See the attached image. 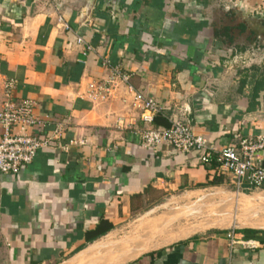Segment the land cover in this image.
I'll use <instances>...</instances> for the list:
<instances>
[{
  "label": "crops",
  "instance_id": "0c3cea01",
  "mask_svg": "<svg viewBox=\"0 0 264 264\" xmlns=\"http://www.w3.org/2000/svg\"><path fill=\"white\" fill-rule=\"evenodd\" d=\"M240 2L225 13L221 0H0V110L14 80L12 100L35 101L47 135L63 128L18 174H0V264H91L132 221L157 220L154 210L207 189L215 174L197 152L146 149L136 131L179 122L216 150L264 135V0ZM221 29L230 40L214 36ZM104 59L158 103L151 126L123 85L102 104L86 97L108 76ZM263 229L235 230L257 242L252 250L209 229L158 246L152 238L120 264H264Z\"/></svg>",
  "mask_w": 264,
  "mask_h": 264
},
{
  "label": "built area",
  "instance_id": "2783aa9c",
  "mask_svg": "<svg viewBox=\"0 0 264 264\" xmlns=\"http://www.w3.org/2000/svg\"><path fill=\"white\" fill-rule=\"evenodd\" d=\"M241 0H221V9L225 13L240 8ZM77 44H83L81 37ZM90 50L89 47H87ZM103 65L108 67V76L103 81L92 82L87 86L86 97L97 104L109 101L119 85L126 88L131 96V106L139 112L142 124L151 126L155 115L159 112L158 103L143 92L137 91L129 83V75L120 65H109L104 59ZM16 82L9 80L5 84V97L0 110V174L16 175L25 166L32 163L38 151L48 149L54 140L61 137L62 125L56 124L50 135H47L46 121L35 115L36 102L23 99L12 100L11 92ZM138 143L146 149L170 147L179 154L195 151L199 154L201 165L211 162L216 165L212 169L215 176L228 177L233 193L242 196L244 192L251 194L264 189V135L254 139H243L236 145H228L216 150L208 145L207 140L200 135H193L191 130L179 122H173L170 128H145L134 133ZM83 141H70L69 145L82 146ZM230 246H241L252 250L258 245L252 240L235 237V230L228 234Z\"/></svg>",
  "mask_w": 264,
  "mask_h": 264
},
{
  "label": "rangeland",
  "instance_id": "374dc122",
  "mask_svg": "<svg viewBox=\"0 0 264 264\" xmlns=\"http://www.w3.org/2000/svg\"><path fill=\"white\" fill-rule=\"evenodd\" d=\"M199 190L200 192L190 199H183L180 196L178 200L170 202L164 208L150 213L148 217L157 220L140 222L137 225L132 221V224L117 231L114 236L109 237L112 241L105 242L95 251L96 255L91 264H120L131 260L149 246L152 238L157 239L154 246H158L209 229L230 232L232 229L261 227L254 225L258 220L264 221V195L262 198L251 194L246 198L237 196L228 183ZM158 218L168 222L172 220L169 224L161 225L165 227L163 228L165 231L159 229L161 226H151L159 220ZM148 223L150 224L147 226ZM150 229L151 233H147V237L140 236L143 230L148 232ZM127 240L132 241L129 249L124 252L118 251ZM112 254L117 255L113 258ZM124 257L131 258L122 259ZM119 260L121 262L117 263Z\"/></svg>",
  "mask_w": 264,
  "mask_h": 264
},
{
  "label": "trees",
  "instance_id": "16d2710c",
  "mask_svg": "<svg viewBox=\"0 0 264 264\" xmlns=\"http://www.w3.org/2000/svg\"><path fill=\"white\" fill-rule=\"evenodd\" d=\"M214 36L216 38L225 37V38H228V40L231 39V37L229 35V32H228V29H221L220 31L218 30V31H216L214 33ZM215 167H216V165L214 164V162H211L210 164L206 165V168L207 169H213ZM225 183H227L226 177H224V176H214L211 181H209L206 184L200 186V188H202V187H216V186H220V185L225 184ZM111 228H112L111 226H107L104 229H101V228L98 227L96 229V231H94L91 234L92 236L90 235L91 236V239L89 238V240H97V239L101 238L102 236H104L105 234H107L111 230ZM250 232L256 233L254 231H250Z\"/></svg>",
  "mask_w": 264,
  "mask_h": 264
},
{
  "label": "bare ground",
  "instance_id": "6f19581e",
  "mask_svg": "<svg viewBox=\"0 0 264 264\" xmlns=\"http://www.w3.org/2000/svg\"><path fill=\"white\" fill-rule=\"evenodd\" d=\"M229 203V202H228ZM233 219H234V217H232ZM166 223V221L164 220V219H162V220H158L157 222H154V223H152L151 224V226H157L158 225V227H160L161 225L163 226L164 224ZM150 223H148L147 224V226L149 225ZM160 227L159 229H161L162 231H165V230H163V228H165V227ZM254 226H261V227H264V221H261V220H258L257 222H256V225H254ZM147 233L148 234H150L151 233V229L150 230H148V232H145L144 230H143V232H141L140 233V236H144V237H147ZM132 241H130V240H127V242H125L124 244H123V246L122 247H120V249L118 250V251H126V250H128L129 249V246H130V243H131ZM117 254H112V257L114 258L115 256H116ZM128 258H131V257H124V258H122V259H128ZM129 260V259H128ZM119 262H121V260H119V261H117V263H119Z\"/></svg>",
  "mask_w": 264,
  "mask_h": 264
}]
</instances>
